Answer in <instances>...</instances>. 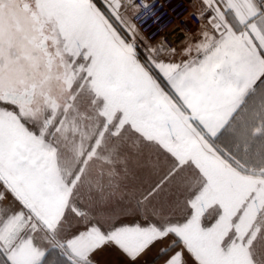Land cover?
<instances>
[{"label":"snow or ice","instance_id":"obj_1","mask_svg":"<svg viewBox=\"0 0 264 264\" xmlns=\"http://www.w3.org/2000/svg\"><path fill=\"white\" fill-rule=\"evenodd\" d=\"M181 11L0 0V264H264V0Z\"/></svg>","mask_w":264,"mask_h":264},{"label":"built area","instance_id":"obj_2","mask_svg":"<svg viewBox=\"0 0 264 264\" xmlns=\"http://www.w3.org/2000/svg\"><path fill=\"white\" fill-rule=\"evenodd\" d=\"M148 2L151 3L152 0H148ZM161 5H163V7H160ZM172 5H179L175 9V12L169 10L172 8ZM156 6L159 8V12H157V15L163 14L162 18L164 19H167L169 16H175L176 12H180L181 16H183L185 13L182 12L181 10L186 8L187 0H168L167 3L165 2V0H156ZM177 19H179V17H177ZM173 23H175V21H173ZM168 27L171 28L172 24H169ZM189 27L191 29H194L195 22L194 21L190 22ZM161 31L163 32L164 30L162 29ZM178 35H180V33H176L174 35L169 36L168 37L169 41L175 40Z\"/></svg>","mask_w":264,"mask_h":264},{"label":"crops","instance_id":"obj_3","mask_svg":"<svg viewBox=\"0 0 264 264\" xmlns=\"http://www.w3.org/2000/svg\"><path fill=\"white\" fill-rule=\"evenodd\" d=\"M155 254V249L153 250V253L150 254L149 258H151V255ZM109 264H116L117 262V256L115 254H112L108 257ZM158 264H163L162 261L158 262Z\"/></svg>","mask_w":264,"mask_h":264}]
</instances>
